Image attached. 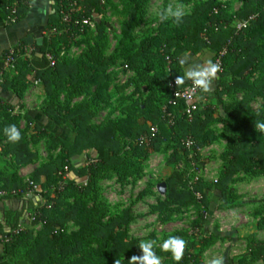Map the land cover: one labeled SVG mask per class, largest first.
I'll use <instances>...</instances> for the list:
<instances>
[{
    "label": "trees",
    "instance_id": "trees-1",
    "mask_svg": "<svg viewBox=\"0 0 264 264\" xmlns=\"http://www.w3.org/2000/svg\"><path fill=\"white\" fill-rule=\"evenodd\" d=\"M120 2L123 6L122 13L127 17L122 23V33L128 38L133 27L143 22L144 1ZM80 4L81 16H96L103 8L99 0H80ZM26 6L20 8V17ZM60 6V0H56L55 11L49 17L45 29L61 28ZM251 15H254V18L247 27L240 30L235 28L237 21L247 20ZM5 17L4 3L0 0V18ZM231 24L232 27L228 28ZM179 26L182 29L172 36L159 40L143 39L139 43L131 44L132 53L126 59L127 66L135 71L137 83L151 85L168 83L173 79L185 82L190 76L184 73L181 57L183 51L188 50L195 56L208 49L213 53V62L217 53L227 46L228 53L223 60V71L215 73V76H218V86L225 87L220 94L242 92L244 96L240 100L225 104L223 114L217 112L214 106L202 109L199 107L191 122L178 116L175 123L166 128L162 120L157 121L158 110L145 113L144 109L153 101V98H147L143 102L144 109H137L143 117L142 121L137 119L135 110H129V119L96 126L92 119L101 110V103L107 97L104 95L103 74L96 76L95 83L91 80L89 62L96 57L92 56L89 62L81 66L79 60L67 57L57 58L51 63L46 54L50 53L53 57L57 54L54 36H43L41 44L32 42L34 50L29 59L23 63L21 61L28 68L27 71L19 69L14 75L3 72L4 80L0 90H12L19 97L25 89L22 82L26 73L33 72L34 80L42 83L46 98L40 113L28 111L25 114L27 128L37 121L34 120V114L45 116L48 120L47 123L37 121L28 137L26 130H20L21 139L16 143L8 140L7 152L13 155L17 165L25 164L35 158V153L30 150L29 145L37 143L42 136H48L47 149L60 146V153L32 173L31 181L35 186H39L40 190L27 193L28 182L12 181L11 176L6 178L5 187L11 194L0 199H17L21 207L7 211L4 225L0 224V234L5 245V250L0 253V264H132L131 257L143 255L140 248L143 243L136 239H127V211L105 223L101 222L104 209L97 203L99 180L109 173L117 174L119 180L138 175L141 167L136 159L148 155L150 149H161L162 142L169 139L170 130L181 138V141L176 139L169 157V162L174 163L180 150H186L182 143L183 138L190 137L193 142L203 144L210 139L208 127L212 123L221 122L227 137L226 165L221 178L214 184L198 183L191 186L190 190H178L177 186L183 183L181 174L175 171L165 181L167 190L163 205L181 202L199 204L207 208L208 197L204 192L205 188H218L221 196L226 198L228 184L238 172L249 170L252 174L264 175V131L258 127L264 124V103L257 111L251 110L249 106L254 97H264V52L257 46L259 40L264 41V0H245L244 7L236 15L228 14L225 6L220 3L204 2L191 15L183 16ZM253 31L255 32L248 36ZM103 33L104 25L101 22L98 25V35L102 36ZM181 43L184 44L181 46ZM23 44L14 46L17 53H21ZM2 58L3 55L0 71L3 70ZM112 61V58L103 60L95 68L104 70ZM167 89L170 97L168 86ZM61 94L65 104L61 103ZM78 96L84 98L73 103L70 108L68 105L71 100ZM11 107L4 104L0 98V115ZM50 120L57 125L69 122L75 133L73 139L58 136L53 131V122ZM147 120L160 125L158 134L152 135ZM17 121V118H9L7 122L0 123V131L15 126ZM124 130L129 131L135 139V144L128 152L123 149L119 138V132ZM145 136L149 139L148 144L142 140ZM88 151H92V154H88ZM81 154H86L85 164L74 165L72 157ZM66 169L76 178L84 179L85 184L78 183L74 178H67L60 183L62 176L59 172L64 173ZM55 177L57 184L54 188H45L44 183ZM84 211L87 212L86 216L79 217ZM255 214L259 216L256 228L264 230V209L260 208ZM205 216L206 211H203L196 224L197 228L205 223ZM71 221L80 224L82 229L77 235L68 238L64 234V228ZM35 226H40V229L34 236L32 228ZM118 228L121 230L116 234ZM15 229H19V233L12 235ZM217 238L211 235L190 244L186 243L185 239L182 259L179 262L174 260L171 251L162 249L164 242L158 246L154 245L153 252L158 258H164L163 264H189L191 260H198L192 254V248L203 250ZM247 257L248 262L264 261V240H248Z\"/></svg>",
    "mask_w": 264,
    "mask_h": 264
},
{
    "label": "rangeland",
    "instance_id": "rangeland-1",
    "mask_svg": "<svg viewBox=\"0 0 264 264\" xmlns=\"http://www.w3.org/2000/svg\"><path fill=\"white\" fill-rule=\"evenodd\" d=\"M142 1H144L145 10L143 22L133 27L128 38H125L122 33V23L127 17L122 13L123 6L120 0L105 1L101 13L95 17L94 27L54 35L53 41L57 47L54 60L64 57L72 58L79 60L81 66V64L89 62L88 60L92 56L96 57L89 62L90 69H88L92 73L91 80H94L95 83L96 76L102 73L104 95H107L101 103V110L92 119V123L96 126H105L109 122L129 119L127 113L129 110H135L137 119L142 121L143 117L137 109H144L143 102L147 98H153L152 104L144 109L145 113L158 110L157 121L162 120L164 126L169 127L167 120L163 117L169 99L167 82L148 85L135 81V71L130 69L126 63V59L132 53L131 44L139 43L143 39L159 40L176 34L182 29L179 26L180 19L185 15H191L204 2L220 3L225 6L226 12L232 15H236L245 5V0ZM170 11H180L183 15L177 21L169 14ZM101 22L104 25V33L99 36L98 25ZM231 27L232 24L228 28ZM257 46L264 52L263 40H259ZM206 53H208L207 50H202L198 53V57L195 56L197 57L195 59L188 50L181 53L186 76L189 77L187 72L191 68L195 69L200 65L208 66L207 69L212 67L211 58H208ZM108 58H112L113 61L104 70L95 68L96 65ZM28 59L26 50H21L19 62L17 61L18 63L16 62L14 68L8 73L14 75L19 69L27 71L28 68L22 63ZM186 67L190 68L187 72ZM256 76L257 73L254 78ZM215 77L213 88L209 95H205V98L203 95L204 99L199 103V107L202 109L206 106H214L217 112L223 114L225 104L240 100L244 95L242 92H233L230 95L220 94L225 87L218 86L217 74ZM211 79L210 77L209 80ZM22 84L25 89L32 87L35 102L38 101L41 103L40 105H43L46 93L42 83L34 80L33 72L26 73ZM94 86L95 84L92 88ZM60 98L61 103L65 104L63 94L60 95ZM83 98L84 96L73 98L68 106L71 108L73 103ZM263 103L264 97L258 96L250 101L249 106L251 110L257 111ZM147 124L155 129V133L160 132V125L157 122L153 123L151 120H147ZM17 129H19L18 131L26 130L27 137L31 133V125L27 128L23 124L20 127L17 124ZM71 130L73 127L70 124L67 131L69 134L65 137L70 136ZM207 130L210 139L203 144L194 142L190 149H181L179 157L174 163L169 162V157L173 152L176 139L179 137L170 130L169 139L162 142L161 149H150L148 155L136 159L141 167L138 175L127 177L124 180H119L115 173H109L102 177L99 180L97 196V203L104 209V217L101 222L105 223L110 218L127 211L129 215V223L126 227L127 239H136L141 243L154 242L155 246L165 242L170 236L176 235H178L176 238L186 239L188 244L211 235L218 237L215 242L203 250L192 248V254L198 260H191L189 264H201V259L204 258L203 254L208 250L211 252L208 251L206 255L210 260L218 261V258L227 252L228 264H264L263 260L248 262V257L246 258L248 240H264V230L256 228L259 216L255 214L260 208L264 209L263 174H252L249 170L238 172L228 184L226 198L221 196L218 188H205L204 192L208 197L207 208L199 206V204H183L181 202L163 205L166 201V194H160L158 185L165 182L175 171L181 174L183 183L177 186L178 190H190L191 186L198 183L212 185L221 178L226 165L227 137L225 128L221 122H215ZM119 138L125 152L130 151L131 146L135 144V139L127 130L119 132ZM179 139L181 141V138ZM47 141L48 136H42L37 143L31 146V150L35 153V159L32 160V166H29L26 172L22 171L24 174H28L25 182L31 181L32 173L38 167L59 155L60 146L49 150L46 145ZM88 154H92V151H88ZM85 160L86 154L75 160L74 165L81 166ZM31 170L33 171L29 173ZM70 177L77 182L83 180L72 174L69 175ZM56 184L57 178L55 177L50 182L44 183V186L45 188H54ZM197 197H199L198 193ZM203 211H206L205 223L197 228L196 224ZM86 214V211L81 212L79 217L83 218ZM39 229L40 226L35 228L37 232ZM81 229L80 224L71 221L66 224L64 234L70 238L77 235ZM120 230L118 228L115 231L116 234ZM161 262L160 264H162Z\"/></svg>",
    "mask_w": 264,
    "mask_h": 264
},
{
    "label": "crops",
    "instance_id": "crops-1",
    "mask_svg": "<svg viewBox=\"0 0 264 264\" xmlns=\"http://www.w3.org/2000/svg\"><path fill=\"white\" fill-rule=\"evenodd\" d=\"M55 3L56 0H30L28 5L26 6L25 11L22 13L19 21L16 24H6L4 19L0 18V60L4 52L11 47L19 45L20 43H24V47L32 46V42H37L39 38L43 39V36L47 34V29H45L48 25L49 17L55 11ZM24 41V42H23ZM42 42V41H41ZM206 56L208 58H212L213 53L208 49ZM198 55V54H197ZM195 55V56H197ZM193 56V59L197 58ZM208 66L200 65L198 68H188L186 67V72L190 69L188 74L191 73H199L203 72L207 69ZM187 75V74H186ZM211 80H209V86L205 95L210 93L213 85L215 83V75L211 76ZM1 88V87H0ZM33 88L24 89L22 95L19 97L14 93L12 90L1 89L0 90V98L2 102L6 105L12 106L4 111L1 115V122H7L9 118H17V123L15 125L17 129V124L19 127L23 124L27 126V121L25 119V114L29 112H36L40 113L43 105L41 103L35 102V98H33ZM32 94V95H31ZM79 97V96H78ZM202 98V100L204 99ZM34 120L39 122L47 123L48 120L45 116H41L38 114H34ZM31 123V132H33L34 124L37 122ZM50 122H53L50 120ZM69 122L63 124H56L53 122V131L60 137L65 138L67 134H69ZM19 130V129H17ZM23 130V129H20ZM69 138L73 139V134L75 135L74 131H70ZM8 144V138L5 133V129L0 131V184L5 187V181L7 177L11 176L12 181L21 180L25 182L27 179L28 174H24V172L28 169L29 166H32V161L27 162L22 165H17L15 163L14 157L12 154L8 153L6 150V146ZM31 144L29 148L31 150ZM32 151V150H31ZM33 152V151H32ZM84 154L77 155L72 157V162L74 163L80 157H83ZM33 158L32 160H34ZM85 164V162H84ZM83 165V164H82ZM31 170L29 173H31ZM72 174V173H71ZM73 175V174H72ZM74 176V175H73ZM75 177V176H74ZM72 178V177H70ZM6 189V187H5ZM7 190V189H6ZM28 191L27 193H30ZM26 193V194H27ZM21 207V203L14 198H3L0 199V224L4 225L5 223V213L10 210H18ZM37 226L33 227V235L35 236L37 230H35ZM6 229V227H4ZM5 250V245L3 243L2 234H0V253ZM211 252L210 250H208ZM208 251L206 253H208ZM206 253L203 254V259H201V264H228V254L224 252V254L219 257L218 261L210 260L207 258ZM161 263L163 264L164 258H159Z\"/></svg>",
    "mask_w": 264,
    "mask_h": 264
},
{
    "label": "built area",
    "instance_id": "built-area-1",
    "mask_svg": "<svg viewBox=\"0 0 264 264\" xmlns=\"http://www.w3.org/2000/svg\"><path fill=\"white\" fill-rule=\"evenodd\" d=\"M30 0H3L4 9L6 11V17L4 19L6 24H16L19 21L20 15L19 10L21 7L28 5ZM100 4L103 6L106 0H99ZM60 10H59V24L61 25L60 29L52 27L47 31L46 36L49 38L55 34H62L66 32H72L74 30H82L94 27L95 17L96 16H81L82 14V5L80 0H60ZM217 9H215V13ZM254 18V15H251L247 20L237 21L235 28L240 30L247 27L249 22ZM25 49L26 54L30 57L31 53L34 50L33 46L22 47L21 50ZM19 53V52H18ZM14 47L8 48L3 54V70L0 71V85L3 83V72H9L14 68L17 60L20 58V53L18 54ZM228 53L227 46L223 47L217 55L214 57L212 66L217 68L216 72L223 71V60ZM46 57L51 63H54V57L47 53ZM210 78V77H209ZM208 78V84H209ZM167 86L170 90V97L168 99L167 105L165 106L163 117L167 120L169 125H173L178 116L184 117L187 121L191 122L195 112L199 109V103L202 101L205 89L202 86L196 85L192 77L187 78L185 82H182L179 79L170 80L167 83ZM182 108L180 109V106ZM1 122V115H0ZM152 135L155 133V129L151 128ZM142 140L149 143L147 136L143 137ZM185 148L190 149L194 142L190 137H187L182 140ZM70 171L67 169L64 173L59 172V175L62 176V183L65 179L69 178ZM85 184L83 179L81 182ZM29 191L40 190L38 186H35L32 181L28 182ZM14 193V192H13ZM11 194L0 184V197H5ZM19 229L12 231V235L18 234ZM9 239L5 238V241Z\"/></svg>",
    "mask_w": 264,
    "mask_h": 264
},
{
    "label": "clouds",
    "instance_id": "clouds-1",
    "mask_svg": "<svg viewBox=\"0 0 264 264\" xmlns=\"http://www.w3.org/2000/svg\"><path fill=\"white\" fill-rule=\"evenodd\" d=\"M171 16H173L177 21L182 17L183 13L180 11L169 12ZM167 18V17H164ZM217 71L215 66L210 67L209 69L204 70L203 72L189 74L190 77L194 79V83L196 85L202 86L205 90L208 87V78L214 76ZM260 130L264 131V124L258 125ZM5 133L10 142L16 143L21 139L20 132L16 129V127L10 126L5 129ZM154 242H145L140 248L142 249V256H133L130 261L132 264H160L159 258L153 252ZM185 247V241L179 238L170 237L166 240L162 249L164 251H171L173 258L175 261L179 262L182 259V253Z\"/></svg>",
    "mask_w": 264,
    "mask_h": 264
},
{
    "label": "water",
    "instance_id": "water-1",
    "mask_svg": "<svg viewBox=\"0 0 264 264\" xmlns=\"http://www.w3.org/2000/svg\"><path fill=\"white\" fill-rule=\"evenodd\" d=\"M41 41H42V39L39 38L37 43L41 44ZM166 190H167V185H166L165 182H163V183L158 185V191L160 192V194L165 195L166 194Z\"/></svg>",
    "mask_w": 264,
    "mask_h": 264
}]
</instances>
